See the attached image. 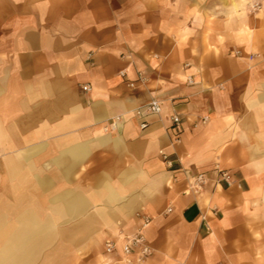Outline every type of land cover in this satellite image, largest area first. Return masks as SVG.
I'll use <instances>...</instances> for the list:
<instances>
[{
	"label": "crops",
	"instance_id": "obj_1",
	"mask_svg": "<svg viewBox=\"0 0 264 264\" xmlns=\"http://www.w3.org/2000/svg\"><path fill=\"white\" fill-rule=\"evenodd\" d=\"M251 1L0 0V264H111L143 217L145 264H264Z\"/></svg>",
	"mask_w": 264,
	"mask_h": 264
},
{
	"label": "built area",
	"instance_id": "obj_2",
	"mask_svg": "<svg viewBox=\"0 0 264 264\" xmlns=\"http://www.w3.org/2000/svg\"><path fill=\"white\" fill-rule=\"evenodd\" d=\"M86 89L87 87L84 86L83 90ZM146 110L151 113H158L160 111L159 102L156 100H152L146 105ZM171 121L173 124L178 125V116H171ZM141 127H145V124H141ZM202 183L203 178L201 175H199L194 178L191 187L195 190H199L201 188ZM168 211H170V208H168ZM149 223L150 220L146 217H143L142 222L135 233L130 235L121 234L116 240H105V252L111 255L117 250L118 246H120L122 257L126 264H144L152 252L150 246L147 243V239L144 233V230L147 228Z\"/></svg>",
	"mask_w": 264,
	"mask_h": 264
},
{
	"label": "rangeland",
	"instance_id": "obj_3",
	"mask_svg": "<svg viewBox=\"0 0 264 264\" xmlns=\"http://www.w3.org/2000/svg\"><path fill=\"white\" fill-rule=\"evenodd\" d=\"M249 3H250V8L253 11H256L257 9H259V7L261 5V2L259 0L258 1L257 0L256 1H251ZM119 236L120 235H118V237ZM84 246H87V247H85V249H83V250H80V249L76 250L75 246L72 245L73 248H69L67 256L65 257L64 261L67 264H100L99 260H98L99 257H100L99 256V252H97V250H95L94 245H92V244H90L88 242L86 244V242H85ZM103 248H104V246H103ZM104 252H105V250H104ZM107 255H109V254H107ZM57 262H59V258L57 259ZM61 263H63V260H62ZM111 264H126V263L124 262L123 257L121 255L119 260H117V261H115V262H113Z\"/></svg>",
	"mask_w": 264,
	"mask_h": 264
}]
</instances>
